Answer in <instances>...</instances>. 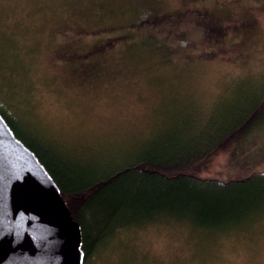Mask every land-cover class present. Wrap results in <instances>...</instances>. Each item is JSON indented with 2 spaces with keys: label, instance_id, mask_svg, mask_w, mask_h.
<instances>
[{
  "label": "rangeland",
  "instance_id": "rangeland-1",
  "mask_svg": "<svg viewBox=\"0 0 264 264\" xmlns=\"http://www.w3.org/2000/svg\"><path fill=\"white\" fill-rule=\"evenodd\" d=\"M106 9L111 11L104 14ZM139 9L230 11L222 33L190 16L166 17L157 27L131 32L137 41L153 32L171 45L170 55L143 51L145 58L137 59L126 57L131 44L121 31ZM101 12L103 18H94ZM108 38L114 41L111 50L94 58L107 73L83 72L82 65L94 60L83 54L93 55L92 46ZM0 44L10 59L0 56L8 74L0 75V96L23 83V94L10 101L21 103L46 138L109 152L150 134L176 97L177 105L191 104L182 124L214 127L222 111L218 100L230 91L228 78L264 77V0H0ZM16 53L21 67L11 62ZM134 234L131 250L135 258L144 254L137 264H264V224L249 238L225 235L208 248L184 240L186 230L178 225H150ZM105 253L87 264L123 261Z\"/></svg>",
  "mask_w": 264,
  "mask_h": 264
},
{
  "label": "trees",
  "instance_id": "trees-1",
  "mask_svg": "<svg viewBox=\"0 0 264 264\" xmlns=\"http://www.w3.org/2000/svg\"><path fill=\"white\" fill-rule=\"evenodd\" d=\"M140 9L121 31V37L131 44L126 57L137 59L145 58L144 52L157 50H161L159 55H170L171 45L164 41L169 38L162 40L153 32L139 41L131 32L152 29L170 17L183 21L190 16L208 31L222 33L224 15L230 11L222 9L217 14L198 9L191 14L174 10L163 14ZM110 11L106 9L104 14ZM102 15L93 16L98 19ZM108 39L92 46L96 50L93 55L86 52L82 57L94 59L111 50L114 41ZM13 55L11 62L21 67L16 58L20 53ZM0 56L10 60L6 45L0 44ZM86 62L83 72L107 73L97 60ZM0 73L7 74L1 64ZM228 80L232 81L225 84L232 87L218 100L222 111L214 127H207L201 118L197 121L203 122L200 125L182 124L191 104L177 105L176 97L150 134L127 148L116 144L109 152L88 144L64 146L46 138L28 120L21 103L10 101L23 94V83L0 96V112L48 169L81 223L85 264L106 251L119 255L120 264H137V257L144 254L135 258L130 243L137 239L135 232L150 225L181 226L187 233L184 240L208 248L225 235L249 238L264 224V77L231 76ZM169 100H165L167 105ZM122 158L124 161L119 160Z\"/></svg>",
  "mask_w": 264,
  "mask_h": 264
},
{
  "label": "water",
  "instance_id": "water-1",
  "mask_svg": "<svg viewBox=\"0 0 264 264\" xmlns=\"http://www.w3.org/2000/svg\"><path fill=\"white\" fill-rule=\"evenodd\" d=\"M0 264H85L83 230L61 188L0 112ZM39 223L43 228H35ZM27 229V231H25Z\"/></svg>",
  "mask_w": 264,
  "mask_h": 264
},
{
  "label": "snow or ice",
  "instance_id": "snow-or-ice-1",
  "mask_svg": "<svg viewBox=\"0 0 264 264\" xmlns=\"http://www.w3.org/2000/svg\"><path fill=\"white\" fill-rule=\"evenodd\" d=\"M6 213L3 210V203L0 201V227H6V219H5ZM45 227L42 224L37 223L35 225V228H43ZM27 231V229H25Z\"/></svg>",
  "mask_w": 264,
  "mask_h": 264
}]
</instances>
